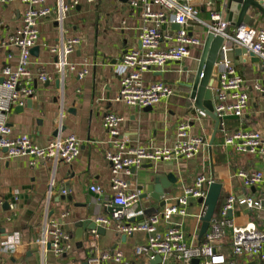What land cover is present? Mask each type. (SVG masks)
I'll list each match as a JSON object with an SVG mask.
<instances>
[{"label": "crops", "instance_id": "obj_1", "mask_svg": "<svg viewBox=\"0 0 264 264\" xmlns=\"http://www.w3.org/2000/svg\"><path fill=\"white\" fill-rule=\"evenodd\" d=\"M194 1L199 3V19L202 22L191 21L188 30L205 40L212 11L220 10L227 17L228 0H205L202 4L201 0ZM58 2L47 0L54 14L41 21L38 50L32 53L30 60L29 70L35 79L34 94L22 111L13 107L7 113V121L14 135L27 134L41 146L59 135L76 134L81 150L72 163L55 165L46 161L32 166L27 158L10 157L6 149L0 148V200L3 202L0 206V264H85L88 263L92 241L101 250L119 248L135 264H152V261L147 262L135 254L136 247L147 241L148 234L145 232L126 236L112 226L102 225L106 230L101 234L96 232L97 236L94 231L85 230L82 247L79 248L75 240L78 223L87 220L97 222L99 217H108L112 212L107 206V201L114 195L111 189L112 168L107 153L119 149L103 126L108 112L124 116L122 134L117 138L127 143L122 151L124 156L133 155L140 147L148 151L173 147L179 140L177 128L182 122L189 123L191 136H201L206 141L203 149L191 158L146 161L139 168L132 167L120 173L128 189L140 191L141 195L152 190L148 182L155 177L165 179L172 175L175 179L159 203L153 205L148 199L140 198L134 208L136 218L151 208L160 212L174 203L185 188L193 186L199 175L205 174L222 185L219 204L206 233L201 235L206 206L204 209L200 201H192L187 216H175L173 220L182 225L189 245L195 246L207 239L212 224L222 219L221 205L230 195L238 199L251 197L260 202V207L255 209L237 202L232 216L228 217L234 226L254 224L264 231V182L247 187L238 175L241 170L264 174V155L260 152H239L225 144L226 136L238 129L264 134V94L256 87L264 82L262 61L250 55L238 56L235 49L232 50L233 62L244 79V89L249 92L250 101L241 117L232 113L224 117L222 128L216 132L210 149L216 122L209 115H201L186 87L198 68L203 47L193 49L191 55L182 61L143 73L146 84L163 81L174 89L171 96L146 111V107L129 105L120 99V77L116 68L123 63L128 52L141 47L139 35L145 25L159 24L165 34L173 35L179 30L177 25L169 20L146 19L144 6H133L130 0H79L77 4L74 0H64L62 32L55 21ZM24 8L20 0L0 2V82L3 79L1 69L6 64L16 67L19 63V50L9 41L22 23ZM152 9L160 11L157 5H153ZM248 15L254 21L247 25L264 27V14L251 8ZM234 28L231 25V29ZM66 37H79L81 44L70 57L76 70H67L65 75H61L57 70V56L50 52L49 47L61 43ZM176 44L173 36L162 41L161 47L165 49ZM10 55L12 58H9ZM42 72L50 75L48 81L36 80ZM80 72H84L83 76ZM94 185L101 187L100 193L91 190ZM141 186L143 190H140ZM63 188H68V192L64 193ZM163 203L164 206L161 205ZM139 207L141 210L138 212ZM150 217L145 216L143 220ZM51 218L57 219L74 240V248L61 256L51 247L43 248L36 242L44 235L46 220ZM167 228L165 222L160 225L162 231ZM216 245L237 264H264L259 257L250 254L234 255L233 229L229 226L225 227V233ZM164 264L177 263L169 257Z\"/></svg>", "mask_w": 264, "mask_h": 264}, {"label": "built area", "instance_id": "obj_2", "mask_svg": "<svg viewBox=\"0 0 264 264\" xmlns=\"http://www.w3.org/2000/svg\"><path fill=\"white\" fill-rule=\"evenodd\" d=\"M13 0H0L6 3ZM24 4V13L21 25L10 38V44L20 53L19 63L16 67L6 64L1 69L2 81L0 82V148L6 149L8 156L14 158H27L29 164L36 166L42 162L51 161L55 165L60 162L72 163L80 154L81 143L76 134L57 136L47 145L37 144L29 135H14L12 126L7 121V113L13 107H23L27 100L34 94L35 79L29 70L32 49L35 48L41 37L40 23L54 14L52 5L47 0H20ZM58 14L55 21L64 32L65 17L63 14L64 0H58ZM94 2L95 0H88ZM133 6H144L146 19L158 18L159 22L169 20L178 24L179 30L175 34H165L159 27L145 25L140 31L139 49L128 52L123 63L116 68L120 77L121 100L129 105L141 108L154 106L164 98L171 96L174 89L163 81L145 83L143 73L151 69L162 68L171 62H179L191 55L195 48L203 47L204 40L191 34L188 26L191 21L202 22L199 19V3L194 0H130ZM79 0H74V4ZM205 0H201V4ZM157 5L160 11H154ZM207 32L221 36L224 40L220 48L216 63L218 68L215 82L211 87L215 112L223 122L228 113L241 117L250 101L249 92L244 89V79L237 72L232 59V50L246 48L255 53L264 65V27L255 28L242 24L231 29L224 13L220 10L212 11L210 22L207 23ZM175 37L177 44L165 49L161 47L162 41ZM81 39L79 37H66L61 43L50 46V52L57 56V70L65 75L67 70H76V65L70 57L76 52ZM9 58H12L10 55ZM84 72H80L83 76ZM50 75L46 72L39 73L36 80L46 82ZM257 90L264 94V82L258 84ZM201 115H207L200 111ZM124 116L115 112H108L104 116L103 126L112 136L114 145L119 151H109L107 159L111 164L112 178L111 189L114 195L107 201V206L113 208L110 216L99 217L97 223L105 227L112 226L119 233L126 236L137 232L148 234L147 241L135 249L137 257H143L147 262L153 261L156 256L162 257L164 264L167 258H174L177 264H191L194 259L199 264H237L229 260L216 244L225 233V227L233 229V253L236 256L250 254L264 261V231L254 224L245 227H236L228 218L229 212L234 210L237 202L250 209L260 207V202L251 197L237 198L230 195L221 205L222 219L215 221L207 235V239L198 245H189L186 240L185 230L180 223H175V216H187L192 201L204 200L208 189L214 182L213 177L201 174L195 184L185 188L183 194L172 204L160 212L142 221H131L137 213L134 208L140 201V191L128 189L127 182L120 173L132 167L139 168L146 161H168L174 158H191L199 153L206 145L201 136L190 135V125L182 122L177 128L178 142L173 147L158 148L151 151L143 147L136 149L133 155L124 156L122 151L127 143L117 138L122 134ZM227 146L234 147L239 152H260L264 155V134L254 130L238 129L232 131L225 138ZM247 187H254L264 182L261 171H244L238 173ZM94 192H101V187H91ZM66 193V191H64ZM3 202L0 200V206ZM204 206V203L202 202ZM205 209V206H204ZM136 214V215H135ZM165 222L168 228L160 230V225ZM97 236L96 231L93 232ZM37 244L46 248L48 245L58 255H63L74 248L73 237L65 231L57 219L46 220L44 235L38 239ZM88 264H135L127 259L119 248L101 250L95 241L91 242Z\"/></svg>", "mask_w": 264, "mask_h": 264}, {"label": "water", "instance_id": "obj_3", "mask_svg": "<svg viewBox=\"0 0 264 264\" xmlns=\"http://www.w3.org/2000/svg\"><path fill=\"white\" fill-rule=\"evenodd\" d=\"M253 8L260 13L264 14V1L263 0H228L227 3V21L234 27H239L242 24H251L254 20L248 15V11ZM178 28L180 26L176 24ZM223 38L221 36H216L214 33L209 32L204 40V45L202 48V55L198 65V68L194 75L191 76L189 82L186 84V87L190 91V99L194 101V104L197 108L204 111L207 115L212 117L216 124L213 136L210 140V149H212V144L214 142L216 132L222 128L221 119L218 117L215 112L214 102H213V92L211 87L215 82V76H217L218 68L216 66L220 48L223 43ZM38 47L32 49V53H37ZM235 53L238 56L250 55L253 59L260 61V58L253 52L248 51L246 48H236ZM23 107H18L17 110L22 111ZM152 106L146 107L145 110H151ZM175 182V179L172 175H168L165 179L161 177H155L154 180L149 181L148 185L152 186V190L140 195L141 199H148L150 203L157 204L161 199L165 197L166 189H171L172 184ZM144 187L141 186L140 190H143ZM63 191L68 192V188H63ZM222 191V185L217 183L215 180L210 185L207 197L204 200H200L206 206V212L202 217L203 225L201 230V235H204L212 221V218L216 212L217 206L219 204V198ZM64 198V197H63ZM164 206L165 204H161ZM117 206L111 207V211ZM141 210L139 207L138 212ZM152 213H157L156 209L151 208L148 211H145L141 216L134 217L131 221H142L145 216H152ZM154 215V214H153ZM232 216V211L229 212L228 217ZM96 231L101 234L106 230L105 227L99 225L96 221H82L78 223V228L76 230L75 240L78 247L83 246V238L85 230ZM126 237V236H124ZM50 248V245H48ZM162 257L160 255L151 262L152 264L161 263ZM195 264H198L199 260L194 259L192 261ZM88 264V263H85Z\"/></svg>", "mask_w": 264, "mask_h": 264}]
</instances>
